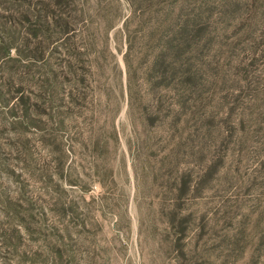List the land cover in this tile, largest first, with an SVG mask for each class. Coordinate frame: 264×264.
Returning a JSON list of instances; mask_svg holds the SVG:
<instances>
[{
  "label": "rangeland",
  "instance_id": "374dc122",
  "mask_svg": "<svg viewBox=\"0 0 264 264\" xmlns=\"http://www.w3.org/2000/svg\"><path fill=\"white\" fill-rule=\"evenodd\" d=\"M0 264H264V0H0Z\"/></svg>",
  "mask_w": 264,
  "mask_h": 264
}]
</instances>
